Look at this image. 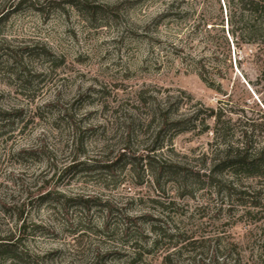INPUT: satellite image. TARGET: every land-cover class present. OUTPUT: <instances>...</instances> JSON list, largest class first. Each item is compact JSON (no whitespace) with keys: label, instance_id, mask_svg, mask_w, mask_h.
<instances>
[{"label":"rangeland","instance_id":"374dc122","mask_svg":"<svg viewBox=\"0 0 264 264\" xmlns=\"http://www.w3.org/2000/svg\"><path fill=\"white\" fill-rule=\"evenodd\" d=\"M229 6L0 0V237L25 258L4 264H264V207L203 176L210 133L165 134L141 159L167 100L222 106L264 142V22L249 37Z\"/></svg>","mask_w":264,"mask_h":264},{"label":"trees","instance_id":"16d2710c","mask_svg":"<svg viewBox=\"0 0 264 264\" xmlns=\"http://www.w3.org/2000/svg\"><path fill=\"white\" fill-rule=\"evenodd\" d=\"M226 3L229 13V5L234 4L237 7L241 20L244 15H248L247 34L249 37L257 36L259 22H264V0H226ZM94 9L92 15L95 13ZM233 18L234 15L227 19L230 26ZM204 72V66L200 65L201 81L208 88L219 92L220 86H215L214 82L209 81ZM187 99L190 100L191 97L187 95ZM171 109L172 104L168 100L161 107L158 105L151 108L150 119L157 120L158 123L153 131L150 146L141 158L145 166L156 164L157 155L163 149L165 134H169L168 142H171L174 136L185 131L198 130V135L210 133L209 167L203 176L218 194L224 193L225 197L235 196L245 200V205H248L245 206V214L257 215V209L264 207V142L255 137L253 123H236L232 118L233 114L230 111L227 113L222 106L216 109H196L187 116L173 113ZM207 120L212 121L211 126L207 124ZM236 126L238 129H235ZM116 163L111 162L103 168H112ZM129 165L132 168L136 166L134 162H129ZM158 171L163 173V167L159 166ZM24 230L22 222L19 232ZM12 240L0 237V264H4L8 259L18 263L25 261L24 256L17 250V243Z\"/></svg>","mask_w":264,"mask_h":264}]
</instances>
